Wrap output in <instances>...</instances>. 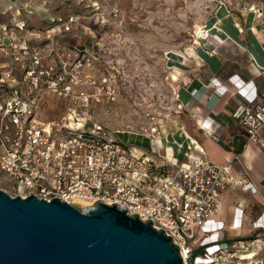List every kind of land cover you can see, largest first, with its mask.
<instances>
[{"label":"built area","instance_id":"built-area-1","mask_svg":"<svg viewBox=\"0 0 264 264\" xmlns=\"http://www.w3.org/2000/svg\"><path fill=\"white\" fill-rule=\"evenodd\" d=\"M0 1L6 3L0 5V14L9 15L8 24L0 23V174L16 195L47 201L56 197L73 205L91 206L97 199L116 203L171 236L185 264L227 262L232 253L225 241L204 240L208 231L216 233L210 230L218 223L214 216L236 183L232 162L242 172V189L256 191L238 155L212 162L183 124L174 121L163 129V118H156L155 109L143 110L140 132L110 130L96 121L83 126V109L116 100L115 79L95 75L91 59L80 58L77 48L72 50V72L64 61H59L57 71L53 65L43 67L42 50L18 43L13 36L15 28L24 29L20 16L32 12L28 3ZM50 92L67 102L63 114L52 120L42 112V99ZM231 117L246 142L264 150V94L241 92ZM208 123H197V128L213 133ZM122 133L146 137L148 143H125L118 136ZM254 228L264 229V222ZM194 244L202 251L196 253Z\"/></svg>","mask_w":264,"mask_h":264},{"label":"rangeland","instance_id":"rangeland-1","mask_svg":"<svg viewBox=\"0 0 264 264\" xmlns=\"http://www.w3.org/2000/svg\"><path fill=\"white\" fill-rule=\"evenodd\" d=\"M15 1L28 3L32 12L20 16L24 29L15 28L13 36L18 43L42 50L43 67L53 65L57 71L59 61H64L72 72V50L77 48L80 58L91 59L95 75H111L119 86L115 101L102 100L83 109V117L79 118L82 125L96 121L110 130L140 132V126L145 124L141 116L144 109L156 110V118H163V129L173 125L177 112L168 68L171 56L182 60L180 51L188 55V48L209 38L219 9L232 12L238 2L248 0ZM5 4L3 1L0 5ZM8 18L9 15L0 14V23L8 24ZM202 31L205 37L200 34ZM42 102L43 117L49 120L59 118L67 107L65 100L51 92L44 95ZM178 113V117H187L184 111ZM118 136L125 143H148L136 134ZM175 138L182 139L178 135ZM0 189L11 196L17 194L2 174ZM217 222L210 229L216 233L211 235L208 231L204 241H225L232 253L226 257L227 262L218 260L217 264H264V229L241 232V228L232 230L223 221ZM193 246L194 250L199 247ZM200 251L198 248L196 253Z\"/></svg>","mask_w":264,"mask_h":264},{"label":"crops","instance_id":"crops-1","mask_svg":"<svg viewBox=\"0 0 264 264\" xmlns=\"http://www.w3.org/2000/svg\"><path fill=\"white\" fill-rule=\"evenodd\" d=\"M237 4L232 12L219 9L209 38L188 48V55L180 51L182 60L173 55L168 68L170 74L177 76L171 81L177 112L172 122L182 123L212 162L223 163L238 155L255 186L253 192L242 189V172L232 162L231 170L237 180L223 196L214 218L229 229L241 228L242 232L264 222V150L258 144L246 142L231 111L241 92L253 90L264 94V0ZM181 111L186 112V118L178 117ZM202 121L214 126V132L205 134L199 130L197 123Z\"/></svg>","mask_w":264,"mask_h":264},{"label":"water","instance_id":"water-1","mask_svg":"<svg viewBox=\"0 0 264 264\" xmlns=\"http://www.w3.org/2000/svg\"><path fill=\"white\" fill-rule=\"evenodd\" d=\"M98 200L80 207L0 189V264H185L163 229Z\"/></svg>","mask_w":264,"mask_h":264},{"label":"bare ground","instance_id":"bare-ground-1","mask_svg":"<svg viewBox=\"0 0 264 264\" xmlns=\"http://www.w3.org/2000/svg\"><path fill=\"white\" fill-rule=\"evenodd\" d=\"M201 33H202V35L205 37V35H204L205 32L202 31ZM204 37H203V38H204ZM176 56H177V55H176ZM171 57H172V56H171ZM174 72H175V71H174ZM176 79H177V78H176V74H172V73H171V75H170V80H171V81H175ZM145 139L147 140L146 137H145ZM147 141H148V140H147ZM77 205H79L80 207H84V206H86V205H88V204H86V203H84V202H78ZM234 227H235V226H234ZM251 256L253 257L254 254H252Z\"/></svg>","mask_w":264,"mask_h":264},{"label":"trees","instance_id":"trees-1","mask_svg":"<svg viewBox=\"0 0 264 264\" xmlns=\"http://www.w3.org/2000/svg\"><path fill=\"white\" fill-rule=\"evenodd\" d=\"M187 133H188L190 136H192V135H191V134H192L191 132L187 131Z\"/></svg>","mask_w":264,"mask_h":264}]
</instances>
